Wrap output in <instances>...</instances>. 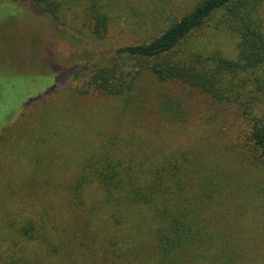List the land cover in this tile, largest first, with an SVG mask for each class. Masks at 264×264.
<instances>
[{
    "label": "rangeland",
    "instance_id": "obj_1",
    "mask_svg": "<svg viewBox=\"0 0 264 264\" xmlns=\"http://www.w3.org/2000/svg\"><path fill=\"white\" fill-rule=\"evenodd\" d=\"M54 1L56 18L30 0H0V264H125L118 248L134 264L163 263L152 208L112 203L90 179L93 165L121 152L129 161L130 151L133 163L170 155L181 165L174 176L206 187L208 228L232 238L233 264H264V157L252 138L264 128V63L217 74L220 59L239 57L226 10L145 60L117 50L149 42L202 0ZM255 1L264 27V0ZM92 2L109 19L102 36ZM156 60L214 76L218 96L140 74ZM114 63L122 82L136 76L121 95L90 83Z\"/></svg>",
    "mask_w": 264,
    "mask_h": 264
},
{
    "label": "trees",
    "instance_id": "obj_2",
    "mask_svg": "<svg viewBox=\"0 0 264 264\" xmlns=\"http://www.w3.org/2000/svg\"><path fill=\"white\" fill-rule=\"evenodd\" d=\"M30 1L40 5L43 11L56 18L58 3L54 0ZM257 3L255 0H202L191 12L149 42L126 45L119 48L117 53L132 59L161 58L172 52L194 30L202 28L215 12L225 9V24L240 37L239 57L234 62L220 59L217 74L255 68L264 63V27ZM98 10L97 4L92 2L89 11L95 19L94 32L102 36L110 25L107 14ZM122 66L114 63L95 71L90 77V83L104 93H125L132 87L136 76L131 73V83L122 82L118 75L120 69L123 71ZM145 69L158 79L177 77L185 83L218 96L214 76L211 79L206 78L193 73L194 70L165 60H156L145 66L143 64L140 74ZM113 78L114 83L115 79L119 83L114 84ZM252 138L264 157V128L255 127ZM130 152H127L129 161L124 159L127 154L121 152L122 158L108 156L98 167L93 165L90 168V179L100 182L108 201L112 203L123 205L130 200L152 208L158 218V239L162 253L160 260L163 261L161 264H233L236 249L232 238L219 231L218 225L216 231L208 228L210 221H207L204 215L205 207L210 201L205 194L206 187L189 186L185 179L178 178L177 174L174 176L172 170L176 171L181 165H173L170 155L166 153H160L157 158L147 154L145 161L133 163L134 157ZM45 242V247L51 250L53 242ZM218 243H224L225 246H218ZM109 246L114 249L115 244L111 243ZM114 252L120 261H126L125 264H134L132 261L137 260V256L123 249H114Z\"/></svg>",
    "mask_w": 264,
    "mask_h": 264
}]
</instances>
